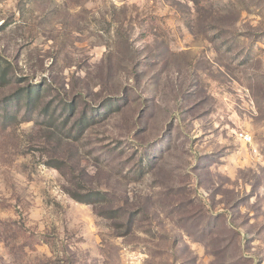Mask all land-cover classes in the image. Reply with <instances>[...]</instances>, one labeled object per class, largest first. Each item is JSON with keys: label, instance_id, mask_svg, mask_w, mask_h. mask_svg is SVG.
<instances>
[{"label": "rangeland", "instance_id": "374dc122", "mask_svg": "<svg viewBox=\"0 0 264 264\" xmlns=\"http://www.w3.org/2000/svg\"><path fill=\"white\" fill-rule=\"evenodd\" d=\"M0 264H264V0H0Z\"/></svg>", "mask_w": 264, "mask_h": 264}, {"label": "built area", "instance_id": "2783aa9c", "mask_svg": "<svg viewBox=\"0 0 264 264\" xmlns=\"http://www.w3.org/2000/svg\"><path fill=\"white\" fill-rule=\"evenodd\" d=\"M242 137L245 139V141L250 142L251 138L246 135H242Z\"/></svg>", "mask_w": 264, "mask_h": 264}, {"label": "trees", "instance_id": "16d2710c", "mask_svg": "<svg viewBox=\"0 0 264 264\" xmlns=\"http://www.w3.org/2000/svg\"><path fill=\"white\" fill-rule=\"evenodd\" d=\"M77 201L83 202V203H89L88 200H84V199H77Z\"/></svg>", "mask_w": 264, "mask_h": 264}]
</instances>
